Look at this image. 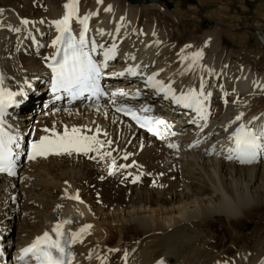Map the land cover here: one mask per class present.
<instances>
[{"label": "bare ground", "instance_id": "bare-ground-1", "mask_svg": "<svg viewBox=\"0 0 264 264\" xmlns=\"http://www.w3.org/2000/svg\"><path fill=\"white\" fill-rule=\"evenodd\" d=\"M1 1L4 0H0V24L4 27H0V74L5 77L4 86L10 90L26 91L16 98L18 104L8 112L6 126H11L14 134L23 133L25 138L50 136L44 129L53 128L62 135L65 126L69 131L79 127L83 134L92 135L99 127L102 130L99 138L113 141L108 151H112L117 164L131 165L133 162L131 167L122 168L113 175L108 174V169L100 173L106 177L103 181L111 183V188L117 187L116 183L127 185L126 191L131 194L125 200L119 199L121 201H108L104 193L99 194L106 197L101 202L94 198L92 186L84 181L93 171L91 160L85 161L76 153L40 157L34 162L23 163L18 178L0 177L3 250L7 252L14 246L19 248L28 243L56 219H71L72 222L66 224L70 232L78 231L85 224L92 226L82 243L71 245L72 264H101V260L103 264H159L160 261L164 264H264V232H255L264 220V162L239 166L227 158V149L233 146L229 136L239 123H233L237 114H243L240 122L245 124L254 117L257 118L255 126L264 124V61L258 59V54L251 57L249 52L240 55L242 51L230 50L224 53L221 38L213 32H205L198 41L176 42V36L171 37L177 39L175 41L169 39L171 32L167 28L170 27L164 30L158 23L161 15L167 14L162 6H156L160 0H142L137 4L127 0V3L79 0L80 17L98 13L90 17L86 35L110 41L119 28L118 38L124 40L121 47L123 67H137L138 73H158L159 80L172 83L177 94L181 89L187 91L189 86L199 90L201 80L205 82V91L211 93L206 105L212 115L209 121H198L199 127H195L197 121L193 123L192 115L179 114L175 118L176 108L163 106L161 115L169 116L166 110L171 108V116L177 121L180 133L174 138L178 148L169 151L166 148L171 142L169 139L156 142L141 135L126 120L114 116L108 107L75 106L34 116L32 110L37 108L47 89L44 85L46 73L36 56L48 55L51 59L54 55L56 49L52 41L59 33L53 21L63 17L67 0H43L44 11L39 15H31L26 0L22 8L5 7ZM143 1L150 7L140 10ZM108 6L111 11L105 10ZM21 19L30 23L23 25ZM9 25L24 26L29 38L22 40L23 34H13ZM81 27L73 21L74 32L78 33ZM256 27L259 28L254 30L264 31V27ZM101 29L105 33L103 36L99 32ZM32 33L37 38L36 45L30 41ZM197 51L203 53L199 60L201 67L180 75L190 63L182 61L181 57H190ZM133 56L135 59L131 58ZM222 57L225 59L221 60ZM117 84L127 83L119 80ZM25 109L28 113L23 117L21 113ZM34 117L37 118L35 122ZM126 154L134 156L126 161L123 159ZM161 154L169 158L163 159ZM136 155L140 163L146 161L145 164L156 167L161 173L153 185L148 186L141 176L131 185L136 178L133 171L138 161H135ZM172 164L176 168L173 169ZM127 174L131 175L129 179ZM76 194L79 200L67 198ZM245 223L252 226L243 233ZM215 230L222 231L221 240Z\"/></svg>", "mask_w": 264, "mask_h": 264}, {"label": "snow or ice", "instance_id": "snow-or-ice-1", "mask_svg": "<svg viewBox=\"0 0 264 264\" xmlns=\"http://www.w3.org/2000/svg\"><path fill=\"white\" fill-rule=\"evenodd\" d=\"M101 3L102 0H97ZM79 0H67L64 4L66 12L61 19L53 21L56 31L59 33L52 41V47L56 49L55 54L51 57V63L48 67L52 73V91L66 92L72 99L84 96L86 93L92 97L104 95L101 88L102 75H107L105 69L109 67V61L115 59L117 45L113 43L111 47L105 48L104 45L97 44L94 39L87 38L89 31L88 21L92 15L98 13H89L83 17L78 15ZM106 11H111V6H108ZM81 27L79 36L73 34V21ZM27 19H21V24L28 25ZM0 27H4L0 24ZM10 31L19 33L21 28L8 26ZM119 32V28L116 29ZM100 35H104V30H99ZM158 43V42H157ZM102 55V60L94 58L93 54ZM203 53L197 51L189 57L184 55L182 61H190L186 69L182 70L180 75H184L185 71H194L200 68L199 60ZM135 59V57H131ZM210 71V70H209ZM127 72L133 76L138 75L137 67H129ZM121 72L118 75H124ZM158 73L147 77L145 84L148 88L153 89L157 95L162 94L164 99H170L176 105H182L186 109H191L199 120L207 121L208 112L206 102L210 98L211 93L205 91V82L203 79L199 85V90L189 86L187 91L183 89L177 94V89L172 86V83H165L157 79ZM5 77L0 74V173H6L9 176L16 175V158L18 154L14 151L19 149L18 136L14 135L10 130L11 126L6 127L4 119L6 110L10 106L18 104L16 97L21 96L20 92L12 91L4 86ZM112 96H128L127 92H113ZM139 95V92L137 93ZM227 102V101H226ZM115 111L122 113L124 116L130 117L141 128H146L153 135L161 136L160 126L167 127V122L163 119L153 118L151 116L140 115L136 110L130 107L118 106ZM150 106H144L139 109L140 113L151 112ZM243 114H237L233 123H238L235 131L229 136L232 142V147L227 149L228 159H237L241 163H251L256 157L264 153V124L255 126V120L247 124L240 122ZM196 121H193L195 123ZM206 125H201L204 127ZM44 131L52 132V136H41L39 141H34L31 144V152L28 155L29 160H34L37 157H46L49 154L61 155L72 153L88 155L95 153L96 156L90 157L95 159L99 157L101 161H108V174L113 175L116 171L122 168L131 167L132 165L117 164L116 158L113 157L112 151H102V149L110 148L113 144L112 140H102L99 138L102 130L97 127L92 135L82 133L81 128L73 127L70 131L65 126L63 134H59L53 128L52 130L44 129ZM91 132V129H87ZM175 135V133H172ZM107 136V133H103ZM55 137V138H53ZM169 148H178L176 144H168ZM124 160L128 159V155L123 156ZM139 180V176L133 179V183ZM71 198L79 200V195H73ZM59 207V206H58ZM71 219L57 222L49 231H45L43 235L38 236L28 246L21 250L20 260L24 261L26 257L31 256L35 260V264H72L73 253L70 246L78 242H83V236L88 234V230L92 227L85 224L78 231L65 233L63 228L65 224L71 223ZM55 234V239L50 235ZM119 251V250H112ZM100 259V257H97ZM103 264V260H101ZM159 264H164L160 261Z\"/></svg>", "mask_w": 264, "mask_h": 264}, {"label": "rangeland", "instance_id": "rangeland-1", "mask_svg": "<svg viewBox=\"0 0 264 264\" xmlns=\"http://www.w3.org/2000/svg\"><path fill=\"white\" fill-rule=\"evenodd\" d=\"M24 1L25 0H4V1H1V5L3 4L2 6H5V7L17 5L19 8H22V3H24ZM26 1H27V4L29 3L28 6L31 8L30 9L31 15H39L42 11H44L43 9L44 1L43 0H40V1L39 0H26ZM118 1L127 3L126 0H118ZM140 4H142L141 6H139L140 10L150 7V4L146 3L145 1H143ZM157 5L162 6L164 11L167 12L165 16L161 15L162 19L159 18L161 21L158 20V23L162 25L164 30H166L165 28H167L168 26L170 27V28H167V31L171 32L169 39H172L171 37L174 38V36H176L178 40L172 39L173 41L177 40L176 42H184L190 39H194L195 41H198L200 37L202 36V34H205V32H213L216 37H219V39L221 38L220 39L222 42L221 46H223L225 49L224 53L230 50L233 52L236 51V53H239V51L240 52L242 51L241 53H239L240 55L243 52H249L251 54V57L255 54H258L256 55L258 59H261L264 61V48H262L261 45H259V43L256 41L254 37V34L252 33L255 28H259L256 26L264 27V0H207V2H205V0H160L159 3H156V6ZM169 14L172 15V16L170 15V19L168 18ZM176 28L178 29L177 31L175 30ZM172 32H173V35H172ZM175 32L179 33L180 35L179 34L174 35ZM224 56L226 57V55ZM225 57H222L221 60H224ZM26 84H29V83H26ZM25 92H26L25 90L22 91L23 94ZM24 113L26 112H23V114ZM36 119H37L36 117L33 119L34 122L36 121ZM105 150L108 151V148H106ZM105 150L102 149V151H105ZM78 155L80 158H85V161L88 160L89 162L90 160L86 159V157L88 155L93 156L94 154L93 155L88 154V155H85V157H84V154H78ZM128 156H129L128 158L129 160L132 158L131 156H134V155L130 154ZM136 156L137 157H135L136 158L135 161L138 160V155ZM161 156H158V157H160V159H162V157L163 159L169 158L168 155H165V156L163 155L162 157ZM45 160L48 161V159H45ZM97 160H98V157H96L95 159H92L89 162L93 166V171L91 172V174H89L88 176L84 178L85 183L87 182L90 184V187L92 186L91 189L94 190L93 191L94 198L97 199L98 201L100 200V202L106 197L108 198L107 199L108 201L115 200V199L117 201H121L119 199H124V200L127 199L125 197H129V195L131 194L130 191H126L127 185L124 186L120 183L119 184L116 183L117 187L111 188L110 182L103 181V179L106 177L103 178V176L100 175L101 171H105L108 169V163H110V161H101L100 159L98 161ZM138 161H137V165H135L133 169V171H135V176L137 177V175L139 174L138 176H141L142 179L143 177H145L144 178L145 183L149 184L148 186L153 185L154 181L156 182L158 177L161 176V173L158 172V169L156 167L145 164L146 161L144 163L142 162L140 163V161L139 162ZM141 165H143L144 167L146 166L145 169ZM172 165H173L172 166L173 169L176 168L174 164ZM98 166L100 167L98 168ZM148 166L150 167V169ZM145 170H147V172H145ZM148 171H150L151 173ZM158 174L160 175L158 176ZM99 175L102 177H100ZM89 178L92 180H90ZM152 179H155V180H152ZM116 181H118V179ZM121 183H124V182L122 181ZM128 187H131V186H128ZM131 188H134V187H131ZM101 193L106 194V197L99 195ZM253 220H254V217H253ZM251 226L252 224L248 225V223H245L242 228L243 233L248 232ZM258 231H260V234L264 232V220L260 222L255 232H258ZM215 233H216V236L221 240L222 237H220L219 235L222 233V231L215 230ZM255 236L256 235L251 236L249 237V239Z\"/></svg>", "mask_w": 264, "mask_h": 264}, {"label": "water", "instance_id": "water-1", "mask_svg": "<svg viewBox=\"0 0 264 264\" xmlns=\"http://www.w3.org/2000/svg\"><path fill=\"white\" fill-rule=\"evenodd\" d=\"M130 4H137L141 2L142 0H127ZM146 2H155L159 0H145ZM253 34L256 36L258 41L261 43V45H264V31L262 30H254Z\"/></svg>", "mask_w": 264, "mask_h": 264}]
</instances>
